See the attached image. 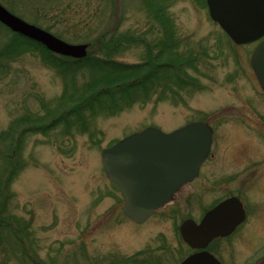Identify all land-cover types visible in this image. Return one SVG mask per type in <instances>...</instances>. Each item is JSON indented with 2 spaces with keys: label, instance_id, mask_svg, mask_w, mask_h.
Masks as SVG:
<instances>
[{
  "label": "rangeland",
  "instance_id": "374dc122",
  "mask_svg": "<svg viewBox=\"0 0 264 264\" xmlns=\"http://www.w3.org/2000/svg\"><path fill=\"white\" fill-rule=\"evenodd\" d=\"M163 2L180 51L199 54V69H188L196 81L168 88L153 83L149 95L137 90L135 102L110 114L98 113L88 128L71 132L63 122L26 134L21 126L16 128L23 115L44 114V103L56 106L67 79L37 50L9 56L2 49L12 32L0 24V224H13L1 225L0 264H180L190 251L180 223L199 216L203 206L230 187L221 182L208 190L211 178L220 180L241 168L244 176L250 161L260 162L255 174L264 176V90L251 63L261 38L236 43L211 17L207 0ZM1 3L72 43H91L103 33L142 35L115 55L125 63L142 62L165 39L164 25L149 14L144 0ZM75 79L83 83V69ZM201 119L216 126L217 138L200 177L138 224L124 212L125 199L104 170L102 152L148 126L172 131ZM4 132H10L7 138ZM20 133L23 138L17 143ZM10 153L13 163L7 167ZM196 188H204L200 205ZM11 218L15 222H7ZM24 221V233L29 234L23 237L17 229Z\"/></svg>",
  "mask_w": 264,
  "mask_h": 264
},
{
  "label": "water",
  "instance_id": "95a60500",
  "mask_svg": "<svg viewBox=\"0 0 264 264\" xmlns=\"http://www.w3.org/2000/svg\"><path fill=\"white\" fill-rule=\"evenodd\" d=\"M207 2L211 17L236 43H250L264 36V0ZM0 21L55 53L74 58L89 54L90 43L68 42L13 13L1 2ZM251 61L264 90V39L254 49ZM212 143L213 128L207 121H192L173 131L148 126L106 147L102 163L108 177L121 189L124 211L142 223L198 176ZM244 213L240 199L231 197L208 211L200 224L192 218L186 219L181 232L191 246L205 247L215 236L233 230ZM201 257L190 255L182 264H195Z\"/></svg>",
  "mask_w": 264,
  "mask_h": 264
},
{
  "label": "trees",
  "instance_id": "16d2710c",
  "mask_svg": "<svg viewBox=\"0 0 264 264\" xmlns=\"http://www.w3.org/2000/svg\"><path fill=\"white\" fill-rule=\"evenodd\" d=\"M144 2L149 14L161 26L164 25L165 39L159 42L157 51L147 55L142 62L133 64L121 62L115 58V55L121 51L122 47L126 48L137 41L135 39L141 38L140 34L133 35L132 33L118 38L114 36V33L110 35L103 33L99 39L90 43L92 49L86 57L73 58L54 53L44 44L15 32L3 24L12 32L11 40L7 48L2 49L3 51H7L9 56L13 54L16 56L17 53L37 50L42 53L46 62L55 66L67 79L66 88L56 106L51 107L44 103V114L29 113L16 121V128L21 126V133L48 131L57 122L65 123L66 132L73 131V128L85 130L88 128L89 121L95 118L98 113L110 114L122 109L126 104L135 102L137 90L145 89L144 96H147L150 94L151 85L153 83L155 85L156 82L162 83L165 88H168L174 83L183 85L188 81H196L195 77L189 75L188 69L191 67H194L195 70L199 69L197 65L199 54L186 55L180 51L175 38V26L172 17L165 9L163 0H144ZM97 50L101 54H96ZM81 69L84 72V80L82 84H79L75 78ZM21 133L17 143L23 138ZM9 134L10 132H4L3 135L7 138ZM92 135L94 136V134ZM12 160L10 153L7 167L11 166ZM12 168L13 172L18 169L16 163ZM5 204V200H3L2 206ZM3 218L4 215L1 211L0 220ZM7 222L13 223L15 220L11 218ZM1 225L0 229L2 226L12 228L13 224ZM26 225L28 224L24 221L17 229L20 235L23 234V237L29 234L24 233L23 227ZM22 242L24 243V238ZM23 247L27 253L26 247L24 245ZM36 259L33 258L34 261Z\"/></svg>",
  "mask_w": 264,
  "mask_h": 264
},
{
  "label": "flooded vegetation",
  "instance_id": "af4514ba",
  "mask_svg": "<svg viewBox=\"0 0 264 264\" xmlns=\"http://www.w3.org/2000/svg\"><path fill=\"white\" fill-rule=\"evenodd\" d=\"M0 23L3 24L2 22ZM209 123L213 128V143L209 154L210 156L216 142L217 129L211 122ZM261 140L262 139H260L259 142H261ZM261 145L264 147V142H262ZM206 160L203 162L199 174L195 179L200 177ZM229 163L232 166L231 161H228V164ZM259 163L258 161H250L244 176H242L243 173L241 171L243 168H241L220 180L211 178L213 180L211 185L212 188L209 187L208 190L217 188L221 182L230 187L217 199H213V201L209 202L206 206H203L199 216H188L184 218L181 223L188 218H192L200 224L208 211L231 197H237L242 202L245 212L244 218L233 230L215 236L205 247H193L185 241L182 236L186 245L188 244L190 247V251L180 264H182L188 256L193 254L202 256L195 264H264V176L255 174ZM257 169L260 171L259 167ZM231 183L234 185H231ZM202 189L204 188H196L194 190V193H197L196 200L199 205L201 204V196H203ZM255 196H258V198ZM155 212H158V210Z\"/></svg>",
  "mask_w": 264,
  "mask_h": 264
}]
</instances>
